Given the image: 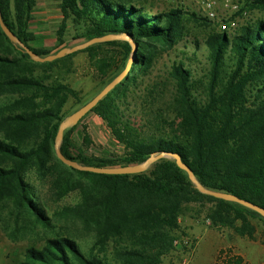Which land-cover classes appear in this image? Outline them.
Here are the masks:
<instances>
[{
    "label": "trees",
    "instance_id": "trees-1",
    "mask_svg": "<svg viewBox=\"0 0 264 264\" xmlns=\"http://www.w3.org/2000/svg\"><path fill=\"white\" fill-rule=\"evenodd\" d=\"M245 3L264 9V0ZM35 4L0 0V12L20 40L48 55L31 44L36 38L29 28ZM60 7L59 48L67 19L82 30L74 40L125 33L137 44L128 75L89 111L106 121L124 147L123 154L86 155L71 138L77 123L64 133L61 150L66 157L111 167L139 164L163 150L175 152L204 187L264 207L263 21L229 34L217 30V20L182 6L153 11L131 0H62ZM188 19L210 28L204 40L210 69L203 96L196 94L192 69L184 60L174 61L168 80L176 90V115L169 129L145 131L128 104L129 94L149 75L156 58L186 37ZM193 42L199 46V40ZM106 47L110 55L96 52ZM82 51L88 52L98 74L112 81L126 68L132 47L113 40ZM38 63L0 26V92L16 95L0 105V191L41 220L45 214L39 209L36 187L26 177L34 169L48 179L59 198L79 193L78 214L93 236L88 241L70 233L52 238L41 248H29L22 264H163L176 251L174 241L186 234L180 218L191 203L207 204L212 226L230 227L240 235L254 234L252 219L264 223V216L246 205L199 191L173 157L156 160L145 172L126 174L95 173L63 163L55 152L56 137L64 106L70 97L79 99V92L68 83H48L36 76ZM83 132L87 143L89 134Z\"/></svg>",
    "mask_w": 264,
    "mask_h": 264
},
{
    "label": "rangeland",
    "instance_id": "rangeland-1",
    "mask_svg": "<svg viewBox=\"0 0 264 264\" xmlns=\"http://www.w3.org/2000/svg\"><path fill=\"white\" fill-rule=\"evenodd\" d=\"M29 28L35 33L31 44L51 53L64 46H72L84 41L74 40L81 33L71 19H67L61 36L62 47H58V30L63 23L62 0H35ZM137 5L151 8L153 11L167 10L182 6L202 14V0H131ZM246 0H216L220 12L227 11L231 17H237L239 11H232L226 3H239L250 13L251 20L229 34L240 31L248 23L264 22V9L246 6ZM228 8V9H227ZM203 15V14H202ZM218 22V21H217ZM187 35L174 48L159 55L149 75L140 80L136 90L129 94L128 104L145 131L169 129L177 112L175 87L168 80V71L174 61L184 60L193 71L196 82V94L203 96L207 74L210 69L208 49L204 40L210 28L191 20L185 21ZM217 30H221L218 23ZM195 40H199L196 46ZM105 49L97 50L101 55H110ZM108 53V54H106ZM229 65L231 62L229 61ZM34 74L46 82L61 81L68 83L79 92V99L70 97L63 108L65 117L70 116L98 94L110 81V77H101L88 52L80 51L75 55L52 62H39L34 66ZM174 87V88H173ZM16 95L0 92V105ZM165 127V128H164ZM89 134V141L83 142V131ZM0 137L2 134L0 133ZM71 138L77 148L86 155L97 157H116L122 155L124 147L115 139L106 121L97 113H87L72 130ZM76 148V149H77ZM74 149V153L78 149ZM27 179L36 187L39 197V209L45 214L38 220L34 213L16 206L15 198L0 191V264H22L27 260V251L31 247L41 248L52 238L64 237L67 233L88 241L93 232L80 220L78 204L80 195L73 191L59 198L48 179L41 177L34 169L26 174ZM208 205L188 204L180 218L181 225L196 242V248L190 257V264H264V223L252 219L255 225L253 235H240L230 227H214L206 217ZM185 251L176 250L165 257L163 264H182Z\"/></svg>",
    "mask_w": 264,
    "mask_h": 264
},
{
    "label": "water",
    "instance_id": "water-1",
    "mask_svg": "<svg viewBox=\"0 0 264 264\" xmlns=\"http://www.w3.org/2000/svg\"><path fill=\"white\" fill-rule=\"evenodd\" d=\"M0 26L4 33L10 38V40L20 47L22 50L26 51L33 61L35 62H52L57 59L63 58L67 55H70L72 53L82 51L86 49L87 47L100 42H107V41H127L131 47H132V53L131 57L128 61V64L126 68L112 81H110L98 94H96L91 100H89L87 103H85L82 107H80L78 110H76L74 113H72L70 116L66 117L60 124L59 130L56 137L55 142V152L57 157L65 164L72 166L79 170H85V171H91L95 173H105V174H126V173H141L145 172L149 169L151 164L155 162L156 160L169 156L173 157L178 166L182 169L186 170L189 173L191 181L195 184L197 189L201 191L202 193H206L209 195H213L218 198H222L225 200H231L236 201L238 203H241L243 205H246L259 213H261L264 216V207H261L249 200L243 199L233 193L226 192V191H220V190H214V189H208L202 185V183L197 179L195 176L193 170L182 160L180 154L175 152H168V151H161L158 153H154L150 155L145 161L139 164L135 165H125V166H95V165H86L82 164L74 159H70L65 156V154L61 150V144L63 141L65 130L72 127L73 125H76L90 110H92L99 101L106 96L111 90L115 88L117 84H119L123 79L128 75L132 61L134 59L136 50H137V44L134 42V40L125 33H108L102 36H96L94 38H91L89 40L83 41L81 43L72 45V46H64L60 48L57 52L51 53L48 55H40L34 50H32L28 45H26L22 40L19 39V37L6 25L4 22V19L0 12Z\"/></svg>",
    "mask_w": 264,
    "mask_h": 264
},
{
    "label": "built area",
    "instance_id": "built-area-1",
    "mask_svg": "<svg viewBox=\"0 0 264 264\" xmlns=\"http://www.w3.org/2000/svg\"><path fill=\"white\" fill-rule=\"evenodd\" d=\"M226 6L230 7L234 12L239 11V15L237 17H231L227 11H218L216 0H202L201 2L202 14L217 20L222 31H227L228 33L233 32L241 26L242 21L245 20L246 23L251 20L249 11L247 9H241L239 3H226ZM174 245L176 250H182L186 253V257L183 259L182 264H190V257L193 255L196 248L194 239L188 235H182L174 241Z\"/></svg>",
    "mask_w": 264,
    "mask_h": 264
}]
</instances>
